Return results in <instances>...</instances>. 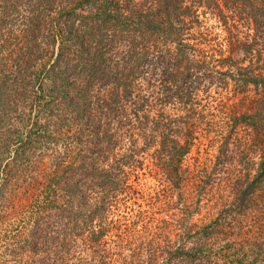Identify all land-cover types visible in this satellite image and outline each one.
Returning <instances> with one entry per match:
<instances>
[{"label": "trees", "instance_id": "16d2710c", "mask_svg": "<svg viewBox=\"0 0 264 264\" xmlns=\"http://www.w3.org/2000/svg\"><path fill=\"white\" fill-rule=\"evenodd\" d=\"M10 224L0 264H264V0H0Z\"/></svg>", "mask_w": 264, "mask_h": 264}, {"label": "rangeland", "instance_id": "374dc122", "mask_svg": "<svg viewBox=\"0 0 264 264\" xmlns=\"http://www.w3.org/2000/svg\"><path fill=\"white\" fill-rule=\"evenodd\" d=\"M195 151V148H193V152ZM201 152H203V150L201 149ZM201 156H207V157H211L214 153H199ZM190 155H196V153H191ZM38 163L35 162V166L37 165ZM140 181L142 183H145V184H153V183H156L155 180L149 175V173H146L145 176H141L140 177ZM5 227H2L0 228V246L2 245V242L4 241L5 239V236H6V230H9V229H13V225L10 224V226L6 227V229L4 230ZM10 233V232H9Z\"/></svg>", "mask_w": 264, "mask_h": 264}]
</instances>
